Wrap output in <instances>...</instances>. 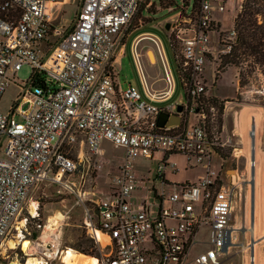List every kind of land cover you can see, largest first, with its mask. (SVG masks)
<instances>
[{"label":"built area","instance_id":"obj_1","mask_svg":"<svg viewBox=\"0 0 264 264\" xmlns=\"http://www.w3.org/2000/svg\"><path fill=\"white\" fill-rule=\"evenodd\" d=\"M61 2L0 0V99L10 77H17L23 65L31 70L24 81L30 96H21L27 106L22 108L16 99L6 111L0 109V264H57L63 243L60 225L46 229L45 222H37L36 234H25L24 226L17 228L18 216L39 183L68 184L64 177L83 158L81 150L78 161L70 155L75 144L99 154L102 140L124 152L113 183L84 208L83 225L101 255L97 263L219 264L235 231L230 223L235 184L221 182L220 171L216 174L211 167L212 153L230 138L220 140L212 125L216 108L202 103L208 99L203 65L212 52L208 32L221 22L213 12H224L229 0H181L176 5L180 10L170 15L167 36L188 99L180 123L162 127L156 119L164 109L134 86L121 87L113 66L124 29L139 6H149L151 0H80L68 24L56 22L55 7ZM171 4L165 5L169 11L176 8ZM147 38L158 50L167 92L174 78L165 49L154 36ZM132 53L138 62L136 44ZM142 82L144 92L153 95L144 78ZM200 101L204 108L198 107ZM191 114L194 121L188 119ZM172 152L204 166V174L166 191L164 167L176 166L163 157L154 172L161 190L152 187L153 200L147 194L142 204L134 205L132 191L144 179L135 171V159ZM30 215L39 219L38 207ZM201 226L208 228L207 246L192 253L201 242L196 237ZM98 233L107 237L103 243ZM10 237L15 247L6 245ZM23 239L28 241L25 248Z\"/></svg>","mask_w":264,"mask_h":264},{"label":"rangeland","instance_id":"obj_2","mask_svg":"<svg viewBox=\"0 0 264 264\" xmlns=\"http://www.w3.org/2000/svg\"><path fill=\"white\" fill-rule=\"evenodd\" d=\"M171 2H173V0H151L149 6H146L144 2L139 6L126 29L125 51L121 55L119 63L116 64L117 77L121 87L132 85L140 92L141 96L145 98L144 84L142 82V78H144L146 85L150 87V91L155 94V97L164 95V86L167 85V83L156 45L150 40H145V38L141 41L137 38L135 44L140 54L138 62H136L131 49V40L137 34L145 31L154 34L165 49L169 67L175 81L172 99L165 103H160V107L167 106L172 100L180 103L183 102V100L185 101V93L178 77L174 54L167 36L168 29L163 27L164 23L169 21V19H166L177 10H180V7H176V5L181 4V0H174L171 6L176 8L169 11L165 5ZM242 2L243 0L239 2L229 0L224 12H213L215 18L221 22L217 25L216 29L208 32L209 42L212 45V52L209 58H205L203 65V74L206 78L205 81L207 86L206 95L210 98L215 97L212 96V94L218 95V97L215 98L223 103L222 114L220 115V129L217 127V119L212 123L218 130V133L223 123V109L227 101H234L235 103L230 105H234L236 108L244 106L251 112H259L261 119L257 127V139L260 150L264 151V78L262 74L258 70L254 71L248 76L246 84L240 86L239 68L237 66L228 65L225 66L223 70H218L221 56L228 51L229 44L234 40L232 22ZM61 4H63V8L60 14L57 12V23L72 19L74 12L80 4V0H66L65 4L64 2H61ZM160 5L162 8L158 9L157 6ZM142 36L144 35H141V37ZM30 73V67L28 65H23L17 72V77H10V82L0 99V109L2 111H6L16 99H19L22 108L27 106L26 103H23V100L21 101V96L22 94L30 96L24 84V81L30 76ZM227 95H231L232 97H226ZM217 104H219V102ZM231 109L232 108H229V111L225 115V121L227 122L226 127L228 128L229 135H231L233 127L231 118L233 119L235 116H238L237 114H233L231 117ZM174 111L175 110H173V112ZM216 114H218V116H216L219 120L217 109ZM236 131V134L230 138L227 144L220 146V154H222V156L219 153H212V169L215 170L216 174L220 171L219 180L221 182H233V184H235V197L230 223L233 226H238L233 232L234 243L229 245L230 247L227 249V252H225L223 258H221L219 264H249V252H252L251 246L249 245L250 235L246 232V229L243 227L244 222H242L245 193L247 189V156L246 146L244 145L246 141L238 134L237 126ZM100 148L101 152L99 154H92L85 145L79 147V145L75 144V146L71 148L70 155L78 161L77 153L81 150L83 158L82 161L79 162L75 172L72 175H66V177H64L65 179H69L68 184L65 182L59 184L45 181L39 183L31 190L27 203L17 220L18 222L21 219H25V223L22 225L25 227L26 231L23 230L25 234L30 233L33 235V233L36 232V223L38 221L45 222L49 214L58 211L64 214L62 221L57 224L60 225L61 239L63 242L61 247L65 249L69 246L79 251L76 248L77 244L90 237L82 222L84 218V208L92 206L94 203L93 200L103 196L109 188L110 183H113L111 179L112 175L116 172V165L121 160L123 154V147L114 145L110 140L101 142ZM158 156L159 154H156L155 158ZM95 157H98L99 164H94ZM184 158L185 157L179 153L170 158L172 161H175L179 167L177 170L178 174L175 176L177 179L183 178L185 174L198 175L203 173L204 170L199 163L197 167L187 168L185 170ZM136 162L139 164L138 169L135 167L137 173H147L148 170H150V172H155L156 160L150 161L149 158L138 156ZM230 170L237 172L238 177L231 175ZM174 171H172L170 167L165 168V173L168 176H171V172ZM32 200H35L36 205H38L36 207H38L40 218L37 220H33L30 215L31 209L29 205ZM262 204L264 210V184ZM261 225L264 228V221ZM52 226L54 227L55 225ZM204 232L205 228H201L200 234L203 235ZM9 239L12 238L10 237ZM199 248L201 247H197V249ZM255 248L258 257L262 259L261 264H264V237L256 241ZM91 251L92 253L89 254L96 257L101 256L97 248H93ZM103 251L106 252L108 249L106 248Z\"/></svg>","mask_w":264,"mask_h":264},{"label":"bare ground","instance_id":"obj_3","mask_svg":"<svg viewBox=\"0 0 264 264\" xmlns=\"http://www.w3.org/2000/svg\"><path fill=\"white\" fill-rule=\"evenodd\" d=\"M260 119L261 117L259 112H251L247 108H242L239 111V116L236 119V126L238 128V133L246 141V144L244 145L246 146V156H247V167H246L247 189L245 193L242 222H244L243 227L246 229V232H248L250 235L249 245L251 246L252 252H249V256H248L249 264H261L262 259L259 258L257 255L255 244L259 238L264 237V228L261 225V223L264 221V210L262 204L263 184H264V151H261L258 146L259 144H258L257 133L255 128H251L247 136L248 128L253 124L256 127H258ZM230 172L231 175H233L234 177H238L237 172L232 170H230ZM36 206H37L36 201L32 200V202L29 205L31 212L35 211ZM54 215L55 217L63 218V214L58 211H56ZM48 218L53 219L54 216L50 215L48 216ZM24 223H25V219H21L17 222V228L19 229V231L21 226L24 225ZM50 227L51 225L49 223L45 224L46 229H49ZM232 228L233 230H235L236 228H238V226H232ZM98 236L102 241V243L105 241V239H107V237L101 233H98ZM233 239L234 238L232 233V240L228 241V243L230 244L234 243ZM20 243H22V247L25 248L28 241L27 239H23ZM15 244L16 242L15 239L13 238L8 239V241L6 242V245L10 247H15ZM57 264H98V263L96 256L81 251H77L74 248L68 246L65 249L61 247L57 257Z\"/></svg>","mask_w":264,"mask_h":264},{"label":"crops","instance_id":"obj_4","mask_svg":"<svg viewBox=\"0 0 264 264\" xmlns=\"http://www.w3.org/2000/svg\"><path fill=\"white\" fill-rule=\"evenodd\" d=\"M62 2H64V4L66 3V0H62ZM63 6V4H58L56 7H55V10H56V15H57V12H59V14L62 12V7ZM76 11H77V9H76ZM76 11L74 12V15H75V13H76ZM74 15L72 16V19H73V17H74ZM170 17V16H169ZM169 17L166 19V20H168L169 19ZM72 19H70V20H65L64 22H59V23H62V24H68ZM167 22V21H166ZM165 22V23H166ZM165 23H164V25H165ZM164 25H163V27H164ZM127 27L128 26H126V28L124 29V36H123V46H121V48L119 49V51L117 52V54L115 55V57H114V62H113V66H114V69L116 70V64L117 63H119V59H120V57H121V55L124 53V51H125V38H126V29H127ZM141 35H144V36H142L141 37ZM147 35H151V36H154L155 37V35L154 34H152L151 32H147V31H145V32H141V33H139V34H137L136 36H134L133 38H132V40H131V49L133 48V46H134V44H135V42H136V39L137 38H139V40L141 41L143 38H145V40H148L149 41V39L147 38ZM155 39H157L156 37H155ZM158 40V39H157ZM159 43H160V41H158ZM163 46V45H162ZM164 48V47H163ZM166 53V52H165ZM133 54V53H132ZM117 71V70H116ZM117 81L119 82V80H118V77H117ZM119 85H120V83H119ZM165 87V90H164V92H166V88H167V85H165L164 86ZM174 87H175V81H174V84H173V86L171 87V89L170 90H168L164 95H162V96H160V97H155L154 95L155 94H153L152 92V94L153 95H147L146 93H145V99L146 100H150V101H152L153 103H155L157 106H159V104L160 103H165V102H167V101H169V100H171L172 99V94H173V90H174ZM148 88L150 89V87L148 86ZM212 96H215V97H218V95H215V94H212ZM207 97H208V95H207ZM226 97H229V98H231L232 96L231 95H227ZM208 98H210V97H208ZM185 101L183 100V102H181V104H183ZM180 102H174L173 100L171 101V103H169L167 106H165V107H160V108H163L164 109V111H168V112H173V110H175V106L177 105V104H179ZM233 103H235L234 101H230V102H226L225 103V105H224V109H223V116H222V119H223V123H222V125H221V130H220V132H219V138H220V140L221 141H225V140H227V139H229V138H232V136L233 135H235L236 133L235 132H237L236 131V119H237V117L239 116V111L242 109V108H247V107H244V106H242V107H240V108H236L234 105H230V104H233ZM229 108H232L230 111H231V117L233 116V114H237L238 116L236 117H234L233 119L231 118V123H232V130H231V135H229V131H228V128L226 127V121H225V115L227 114V112L229 111ZM188 119H190V121H194L195 120V118H194V116L191 114V115H189V117H188ZM251 128H255L256 129V133H257V127L253 124L252 126H250L249 128H248V130H247V136H248V134H249V130L251 129ZM239 134V133H238ZM240 135V134H239ZM241 136V135H240ZM242 137V136H241ZM104 140H102L101 142H103ZM229 142V141H228ZM241 149V148H240ZM123 152H124V150H123ZM156 154H159V156L157 157V158H155V155ZM156 154H154V156L150 159V161L151 160H156V168H157V165H158V163H159V161L163 158V157H166V159L168 160V161H171V162H174L175 163V166H176V171H174L173 169H172V167L169 165V164H166L165 165V167H164V178H165V180H164V183H163V186H164V189L166 190V191H168V190H170V189H172L173 187H174V185L175 184H177V183H181V182H186V181H195V180H197L198 178H200L203 174H204V171H205V169H204V166H202L201 164H200V166H202V168H203V173L202 174H198V175H184L183 176V178H181V179H177L175 176L178 174V172H177V170H178V165L176 164V162L175 161H172L170 158L171 157H173L175 154H177V153H168L167 155H165V154H163V153H156ZM123 155V154H122ZM137 159V158H136ZM136 159H135V161H134V163H135V167L138 169L139 168V164L136 162ZM184 169L186 170L187 168H194V167H197V164L195 163V162H193L192 160L191 161H188L186 158H184ZM212 163H213V159H211V167H212ZM166 167H170L171 168V170L172 171H174V172H171V176H168V175H166V173H165V168ZM155 172H156V169H155ZM137 173V172H136ZM137 175H139V176H141L142 175V177L144 178L142 181H137L136 182V186H135V188H134V190L132 191V194H131V202L134 204V205H136V206H138V205H140V204H142V202H143V199H144V196L145 195H149V199L150 200H153V198H152V194L151 193H153L152 192V187L154 188V190H156L157 192H159L160 190H161V184L157 181V180H155L154 179V172H150V170H148V172L146 173V172H141V173H137ZM146 178H148V180L146 179ZM144 182H146V183H144ZM198 206H199V203H197L196 204V208H198ZM151 210H152V213L154 214L155 213V211H156V208H155V206H152L151 207ZM232 213V212H231ZM54 216V218L53 219H50V218H48L47 217V219H46V221H45V223H49L50 225H57L58 223H59V221H62V219L63 218H60V217H55V215H54V213H52V214H49V216ZM64 215V214H63ZM48 220V221H47ZM58 221V222H57ZM167 223H172V221H170V220H168L167 221ZM201 228H205V232H204V236L202 235V234H200V230H201ZM196 237L198 238V240H200L201 242L200 243H198V244H196L195 246H194V248H193V250H192V253H195V252H198V251H202V250H204L205 248H206V246H207V243H206V241H207V239H208V228L206 227V226H201L199 229H198V231H197V233H196ZM197 247H201V248H199V249H197ZM196 248V249H195ZM224 256V255H223ZM223 256H221V258H223Z\"/></svg>","mask_w":264,"mask_h":264},{"label":"trees","instance_id":"obj_5","mask_svg":"<svg viewBox=\"0 0 264 264\" xmlns=\"http://www.w3.org/2000/svg\"><path fill=\"white\" fill-rule=\"evenodd\" d=\"M232 30L234 31V40L229 44L228 51L221 56L218 70H223L228 65L237 66L239 68L240 86L246 84L248 76L256 70L264 78V0H243L240 9L233 18ZM187 99L188 97L185 96V100ZM218 102L219 104H217ZM202 103H210L217 109L219 113L217 127L220 129L223 103L215 97L208 98L206 101L203 100ZM202 103L200 101L201 106H198L199 108H204ZM220 149L217 147L215 152L220 154ZM220 155L222 156V154ZM35 234L36 232L33 233V235ZM76 248L89 254L92 253L93 248H96V244L89 237L77 244Z\"/></svg>","mask_w":264,"mask_h":264},{"label":"water","instance_id":"obj_6","mask_svg":"<svg viewBox=\"0 0 264 264\" xmlns=\"http://www.w3.org/2000/svg\"><path fill=\"white\" fill-rule=\"evenodd\" d=\"M170 22L167 21L164 25L165 29H169ZM184 105L179 103L175 106V111L174 112H168V111H160L157 119H156V124L157 126H164V125H174V124H179L181 121V113L183 111Z\"/></svg>","mask_w":264,"mask_h":264}]
</instances>
